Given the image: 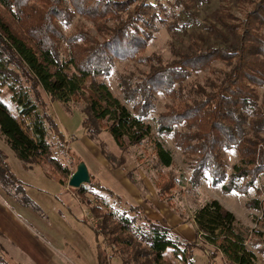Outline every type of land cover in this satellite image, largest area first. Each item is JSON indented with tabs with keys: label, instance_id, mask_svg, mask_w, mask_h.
Segmentation results:
<instances>
[{
	"label": "trees",
	"instance_id": "obj_1",
	"mask_svg": "<svg viewBox=\"0 0 264 264\" xmlns=\"http://www.w3.org/2000/svg\"><path fill=\"white\" fill-rule=\"evenodd\" d=\"M249 3L254 6L244 19L229 26L235 36L233 43L223 35L220 44L206 48L195 45L188 54L178 51L177 59L170 63L160 57L153 63L151 58L142 78L119 76L123 102L96 78L109 75L116 62L141 61L152 38L148 30L160 22V9L153 1L0 0V86L8 85L23 106L22 114L16 117L0 101V135L26 168L46 167L62 185L67 184L74 172L56 155L58 150L69 154L68 143L75 139L62 130L50 107L38 110L39 96L35 101L31 93L41 89L53 103L83 105V125L91 140L99 142L103 131L108 132L122 152L149 141L157 166L170 168L172 154L155 134L172 137L191 162L193 187L208 177L226 194L249 195L255 190L261 196L264 187H258V182L264 175V99L259 89L264 88V0ZM77 16L91 22L97 35L83 28L66 34L64 27ZM218 63L224 68L217 67ZM200 72L211 74L205 85L185 87V82ZM157 95L169 98L172 104L152 125L147 119L155 109ZM23 115L33 116L31 128L25 126ZM231 151L237 153L239 163L228 174L225 158ZM103 153L114 167H123L126 162L123 154L118 161L114 154ZM80 163L78 159L76 165ZM0 184L11 199L25 206L24 188L1 149ZM157 185L161 200L170 204L173 180L160 176ZM91 188L89 192L86 186L76 190L82 197L94 194V189L123 201L99 182H93ZM88 203L98 222L93 231L98 238L104 237L98 245L99 264L111 263L103 249L106 243L108 250L115 247L120 254L131 250L127 256L134 264H173L165 260L169 250L182 253L185 264H200L198 255L205 259L203 264H213L218 258L225 264H257L258 256L264 255L263 234L244 226L217 200L195 213L196 239L202 247L149 219L140 206L125 202L135 214L131 217L128 213H105L89 199ZM247 206L262 209L258 199ZM205 250L211 256H206ZM7 263L0 245V264Z\"/></svg>",
	"mask_w": 264,
	"mask_h": 264
},
{
	"label": "rangeland",
	"instance_id": "obj_2",
	"mask_svg": "<svg viewBox=\"0 0 264 264\" xmlns=\"http://www.w3.org/2000/svg\"><path fill=\"white\" fill-rule=\"evenodd\" d=\"M151 1L160 9L158 15L160 22L148 30L152 38L147 51L141 55V61L116 62L109 75L96 78L97 82H104L123 102L124 96L118 87L119 76L133 80L142 78L143 74L149 70L151 58L153 63L158 57L170 63L177 59L178 51L188 54L195 45L206 48L216 43L220 44L223 35L233 43L235 36L231 33L229 26L243 20L253 8L254 5L249 1L259 2V0ZM108 25L112 26L113 22H109ZM81 28L97 35L94 25L78 16L69 27H64V30L66 34H69ZM216 66L224 68L220 63ZM209 77H211L209 72L193 74L184 85L185 87L195 84L205 85ZM38 90L39 93H31L35 101V97L39 96L38 110L44 112L50 107L49 110L55 115L62 130L67 136L75 139L68 143L71 148L69 154L58 150L56 155L58 159L69 166L71 172L76 171L78 159L85 162L91 174V183L84 185L87 191L92 189L93 182H99L115 195L123 197V201L110 196L111 194L97 192L94 189V194H86L82 197L75 188L68 185L72 175L66 179L67 184L64 186L50 174L46 167L26 168L0 135V149L7 155L10 169L21 182L26 195L25 206H22V203H16L5 193L0 184V245L5 248L7 264H39L40 262L38 258L26 252L21 243H16L10 235L8 237L5 234H20L21 238L25 237L29 244L33 245L38 253L40 252L42 260H46L45 264H99L98 245L99 240L104 242V237L98 238L93 231L98 222L97 219H93L92 207L88 199L91 200L92 206H99L105 213L108 211L128 213L131 217L135 214L130 211L125 202L134 206L140 203V207L149 219L170 227L174 235L185 241H188L196 229V211L210 201L217 200L244 226L264 236V193L258 196L255 190H251L249 195L226 194L220 187H214L212 180L208 177L202 180L198 187H193L191 162L175 145L172 137L155 134V138L171 152L174 160L172 167L161 168L157 166L158 162L154 159L153 147L149 141L138 147H129L122 152L108 132L103 131L99 142L91 140L84 129V116L80 110L83 107L82 104L53 103L43 90ZM259 95L263 100L264 88L259 89ZM18 98L10 91L8 85L0 86V101L4 102L16 117H19L23 110V106L18 103ZM169 104H172L169 98L157 95L155 109L147 122L154 125V119L165 112ZM129 108L132 109V105H129ZM32 117L22 116L26 127H32ZM182 129L184 128H179V130ZM103 150L109 155L112 153L117 156L118 161L123 154L126 161L123 167H114V164L104 157ZM102 159H105L108 166L100 163ZM225 159L227 172L232 174L234 166L239 163V157L235 151H231L226 152ZM99 165L102 167L99 168ZM97 168L99 171L96 172ZM108 172L113 173L111 176H105ZM130 173L133 174V179L130 178ZM160 176L168 180L172 179L175 183L170 204L160 198L157 185ZM258 187H264V175L259 179ZM256 199L261 202V210L247 206V203L252 204V201ZM141 223L142 221H139V224ZM185 235L187 238H184ZM192 243L199 247L203 246L197 239ZM104 246L103 249L111 257L110 264H122L121 258L127 260L129 264H134V260L129 261L127 256L132 252L131 250L120 254L117 248L112 247L108 250L107 243ZM261 246L264 248V244ZM140 247L145 249L144 245ZM248 247L252 249V246L248 245ZM204 254L211 256V253L206 250ZM199 256L197 262L202 259L200 264H203L205 259ZM165 260L173 264H185L183 254L180 252L174 254L171 250L167 252ZM224 261L220 258L213 259V264H225ZM257 264H264V255L258 256Z\"/></svg>",
	"mask_w": 264,
	"mask_h": 264
},
{
	"label": "crops",
	"instance_id": "obj_3",
	"mask_svg": "<svg viewBox=\"0 0 264 264\" xmlns=\"http://www.w3.org/2000/svg\"><path fill=\"white\" fill-rule=\"evenodd\" d=\"M88 139V138H87ZM78 148V147H77ZM100 163H102V165H107L106 164V161H105V159L103 160H100ZM100 166L101 165H99V168H100ZM108 166V165H107ZM102 167V166H101ZM95 170V169H94ZM97 171H99V169L97 168L96 169V172ZM113 173V172H112ZM112 173H110V172H108V174H105V176L106 175H108V176H111L112 175ZM129 196V195H128ZM129 198H130V196H129ZM135 203V202H134ZM137 203H139V202H137ZM141 204L139 203V205L138 206H140ZM170 228V227H169ZM195 233V231L193 232V234H191V236H190V238L188 239V241L189 242H193V241H195V239H196V234H194ZM5 235H7L8 237H9V235H10V237L11 238H13V240L16 242V243H21V246H23V248L26 250V252H28L30 255H32V256H34V257H36V258H38V260H39V264H45V262H46V260H42V256L40 255V252L38 253V251L34 248V246L33 245H31V244H29V242H28V240L25 238V237H23L22 236V238H21V236H20V234L18 235V234H5ZM184 238H187V236L185 235L184 236ZM3 246V245H2ZM3 248H4V246H3ZM5 249V248H4ZM28 259V258H27Z\"/></svg>",
	"mask_w": 264,
	"mask_h": 264
},
{
	"label": "water",
	"instance_id": "obj_4",
	"mask_svg": "<svg viewBox=\"0 0 264 264\" xmlns=\"http://www.w3.org/2000/svg\"><path fill=\"white\" fill-rule=\"evenodd\" d=\"M91 183V174L85 162H81L71 176L68 185L75 189Z\"/></svg>",
	"mask_w": 264,
	"mask_h": 264
}]
</instances>
